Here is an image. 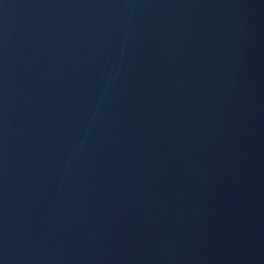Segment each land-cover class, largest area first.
Listing matches in <instances>:
<instances>
[{"label":"water","instance_id":"water-1","mask_svg":"<svg viewBox=\"0 0 264 264\" xmlns=\"http://www.w3.org/2000/svg\"><path fill=\"white\" fill-rule=\"evenodd\" d=\"M0 264H264V0H0Z\"/></svg>","mask_w":264,"mask_h":264}]
</instances>
